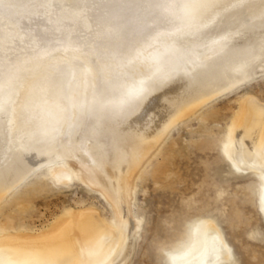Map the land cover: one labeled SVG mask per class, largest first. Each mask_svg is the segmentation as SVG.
<instances>
[{
  "label": "bare ground",
  "instance_id": "1",
  "mask_svg": "<svg viewBox=\"0 0 264 264\" xmlns=\"http://www.w3.org/2000/svg\"><path fill=\"white\" fill-rule=\"evenodd\" d=\"M260 67L264 0H0V204L40 170L66 185L81 176L117 214L114 225L85 210L41 236L15 233L13 214L30 206L21 196L0 221V264H125L141 165L177 123L264 75ZM229 155L257 176L264 210V105L255 98L244 101ZM188 249L173 263L240 264L215 222Z\"/></svg>",
  "mask_w": 264,
  "mask_h": 264
},
{
  "label": "rangeland",
  "instance_id": "2",
  "mask_svg": "<svg viewBox=\"0 0 264 264\" xmlns=\"http://www.w3.org/2000/svg\"><path fill=\"white\" fill-rule=\"evenodd\" d=\"M81 9L84 12L86 8ZM83 18L79 17L81 30L89 20ZM58 23L57 35L62 37L65 24ZM24 31L29 33L30 29ZM237 86L177 123L160 148L141 165L133 179L129 205L131 216L137 219L132 223L136 232L125 264H174L209 222L221 228L238 263L264 264V210L258 193L263 187H259L256 175L237 169L229 155L244 101L255 98L264 105V75ZM17 142L12 144L21 148ZM89 145L83 150L87 156L92 155ZM39 172L0 204V221L12 219V203L21 196L30 198L25 212L13 214L17 230L10 233L41 236L85 210L98 212V217L112 225L116 223L115 204L81 176L66 185Z\"/></svg>",
  "mask_w": 264,
  "mask_h": 264
}]
</instances>
